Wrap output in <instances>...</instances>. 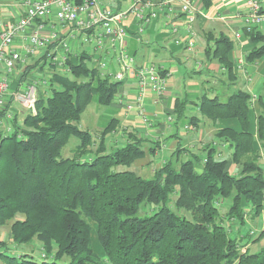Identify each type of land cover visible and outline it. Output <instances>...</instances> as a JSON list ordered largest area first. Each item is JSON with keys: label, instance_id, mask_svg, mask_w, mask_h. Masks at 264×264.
Returning <instances> with one entry per match:
<instances>
[{"label": "trees", "instance_id": "1", "mask_svg": "<svg viewBox=\"0 0 264 264\" xmlns=\"http://www.w3.org/2000/svg\"><path fill=\"white\" fill-rule=\"evenodd\" d=\"M262 29H242L252 43L247 62L264 55ZM205 42L206 58L219 60L222 73L235 78L229 56L233 39L210 32ZM75 56L67 59L69 74L54 71L41 78L46 83L38 85L35 112L24 110L20 124L14 115L13 130H0V226L9 223L15 246L37 240L45 254L37 259L28 250L15 252L0 239L1 263L264 264V250L250 251L234 233H240L246 215L257 216L264 206V96L258 97L256 138L249 129L250 92L225 87L212 96L204 92L196 106L208 125L230 119L239 124L215 129L229 154L211 144L198 151L179 144L146 177L130 166L157 141L132 129L123 132L124 142L110 145V135L119 129L117 117L94 133L80 126L93 97L99 105H111L121 82L102 75L85 51ZM32 67L25 65L26 74ZM183 105L176 100L174 124L185 116ZM72 137L77 143L63 155ZM148 149L154 152L155 146ZM233 223L239 227L235 231ZM94 226L103 255L92 245Z\"/></svg>", "mask_w": 264, "mask_h": 264}, {"label": "crops", "instance_id": "2", "mask_svg": "<svg viewBox=\"0 0 264 264\" xmlns=\"http://www.w3.org/2000/svg\"><path fill=\"white\" fill-rule=\"evenodd\" d=\"M100 1V0H99ZM104 1V0H102ZM130 1V0H129ZM129 1H125L124 4H120V2L117 1V3L113 4L110 2L104 3L105 5H109L113 7L115 10H123L127 8V4ZM133 0H131L132 2ZM156 1V0H155ZM195 6L197 7V17L194 22V29L196 31V44L193 50H188L186 46L184 45L185 40V30L183 26H181V20L182 16L181 12L179 10L178 5H175L172 9H159L158 8V16L146 24L143 31L140 32V23L136 21L132 16H127L125 18V25L127 27V36L125 38L126 45L129 50V52L132 54L134 61L136 63H143V62H151L155 64L156 66H159L163 68L164 70L168 71L169 75L167 77V85L166 89L164 90V93L159 98L157 103L152 102V95L151 93L147 95V98L145 99V107H153L154 110L151 111L150 115L152 119L150 122L153 124V126L148 127L145 123H143L136 115L135 112L126 113L124 107H123V101H125L127 98H132L133 93L135 91L134 84L130 82H121L119 84V88L117 93H120V95H123V97H126L122 99V103H118V99H114L113 105L118 106L121 108L123 113L127 116L125 117V127L122 125L120 114L118 112V107H115L114 110H111L110 113L112 114L111 117H117L119 119V125L122 127L123 130H117L116 132H113L109 139L111 141L110 145H113L114 140H117L119 142L125 141V135L123 132L134 130L133 132L137 133L138 136L141 138L147 140V138H151L154 141H157L155 143H152L155 146V150L153 153L157 154L156 158L154 160H148V159H138L134 163L139 165V167H144V164L150 163L152 164L151 169L153 167L158 166L160 163L164 162V160L169 156V154L176 149V147L181 144L182 147L185 149H188L190 151H198V149H201L205 147L207 144H211L212 146H216L218 151H220L221 155H228L229 149L226 143L219 142L217 137L215 136L214 132L215 129L224 126L226 124L238 127L239 124L237 120L230 119V120H221L217 122L214 125H208L207 118H204L202 115H198L196 118H194L193 122L197 123L194 124L191 121V116L195 115V113L198 111V107L195 106L194 110H191L189 116H184L182 121L183 125V133L180 135L178 134L177 130L167 133V129H171L173 125H176L178 123L174 124L173 116L175 114L172 113V110L168 111L163 109V105L168 106H175L176 100L180 99V94L177 91H174L173 93H170L169 91H172L174 89V84L172 80H170L169 76L172 74H175L179 71L178 65L182 64L185 65L188 61L192 59L194 61L193 68L201 70V72H204L206 70L205 67L200 66V63L203 61L202 56L198 52L199 44H202L203 49L205 48V37L208 36L210 32H214V34L219 32H224L225 34L229 35L233 41H234V47L232 51L230 52V59L232 60V72L236 74L235 78L229 77L226 73V77L222 80H224L221 84L224 85L229 90L237 89V88H243L246 91L250 92L252 104L249 109V129L254 134V136L257 138V115L259 112V101L258 97L264 96V62L259 64V61L256 60L254 62H247L246 61V52L251 47L252 43L248 40V37H246L244 34H242L241 38L239 40L235 39L233 35V30L237 29L240 24L236 22L233 18V14L237 11L241 10L244 6L245 0H210L209 5H206L202 0H193ZM0 5H3L5 8H2L3 11L0 12L1 21L0 24L15 19L18 15L17 7L15 5V2L13 0H0ZM12 6L14 10L8 9V7ZM126 6V7H125ZM180 17V18H179ZM46 22L45 30H49L51 28V25H55V27L58 26V22L54 20L53 16H50ZM178 24V31L177 34L174 35V33H171L169 31V27L173 24ZM264 29V26L261 27ZM181 36L182 41L179 43H176L174 41L175 36ZM68 43L70 44V49L73 50L72 53H70V57L72 59H76L75 54L77 52L84 51V49H88L89 46L83 47L84 45L79 41V39H68ZM16 47L19 45L16 44ZM86 49V51H88ZM62 51L56 41H51L46 45L44 49L39 50L37 53L30 55L27 58V63L29 65H32V70L37 69L38 72L42 71V77H36L31 76L32 72H28L26 74L27 70L24 69V67L18 66L14 70V75L11 80V88L9 93L6 95L7 98V107L8 109H12L13 116L17 115V111L14 108L16 103L13 99V90L17 88H21L27 81L30 82L32 80H41L43 77L50 76L52 74V67L50 66V69L43 72L42 67L46 63V56H44L46 51ZM90 46V56L93 61V58H95L98 54H96L94 51H92ZM101 57H103L107 63L110 71H114L116 68V62L114 59V53L111 49H108L102 54L100 53ZM205 56V55H204ZM205 59H207L205 57ZM171 61L169 66H165L163 62ZM174 61V62H172ZM94 65V64H93ZM239 68L243 69L246 75V81L244 82V85H241L240 82L237 80V76L239 74ZM33 70V71H34ZM197 70V71H198ZM223 72V70H221ZM225 72V70H224ZM258 76V78H256ZM253 80L254 84L250 86L249 82ZM219 83L218 81H215L216 84ZM20 85V86H19ZM166 91V92H165ZM175 96V100L173 101V96ZM184 100V99H183ZM101 116V115H100ZM103 120H105V115L103 114ZM124 116V115H123ZM172 117V120H168V117ZM109 116L108 120L111 118ZM99 123V120L97 121ZM94 127H98L99 124H97ZM103 123V122H101ZM101 125V124H100ZM105 126V125H104ZM102 126V127H104ZM125 128V129H124ZM254 144L256 147H259V143L257 139H255ZM151 144V145H152ZM116 145V144H115ZM150 144L146 145V148L148 149ZM149 150V149H148ZM152 150L150 149L149 152ZM261 151L263 152V149L261 148ZM162 153V154H159ZM185 155V154H184ZM141 160V161H140ZM155 164V165H153ZM146 166V165H145ZM257 220V221H256ZM255 222H258L259 228H257L255 231L253 229L249 230L253 232L251 235L252 237L249 240H246V237L241 231L242 226L239 228L238 224L233 223V229L240 231L234 232L236 234H239L241 239V242L246 241L247 248L252 246V242L255 239V237L258 238L257 232H260L264 227V206L261 210V213L257 216L250 217L249 215L245 216V224H253ZM260 230V231H259ZM17 246V245H16ZM13 246V248L17 249L14 251H24L27 250V248H24L22 246ZM260 250V249H259ZM261 250H264V248H261ZM19 252V251H18ZM1 263V261H0ZM2 264V263H1Z\"/></svg>", "mask_w": 264, "mask_h": 264}, {"label": "built area", "instance_id": "3", "mask_svg": "<svg viewBox=\"0 0 264 264\" xmlns=\"http://www.w3.org/2000/svg\"><path fill=\"white\" fill-rule=\"evenodd\" d=\"M18 15L15 19L0 24V111L7 105L6 95L11 88V80L14 70L25 67L27 58L45 48L51 41H56L62 50L45 54L50 56L49 65L52 72L69 74L70 67L67 59L73 50L68 39H79L86 51L98 54L94 60L102 75L108 74L114 80L120 82H132L135 87L132 98L123 101V107L127 113L135 112V115L143 122L149 123L152 117L146 113L145 99L151 93L152 102L157 103L164 93L167 85L168 71L151 62L136 63L126 45L127 27L125 18L132 16L140 23V32L143 31L149 21L158 16L159 9H172L178 5L181 12V26L185 30L184 45L188 50H193L196 44V31L194 22L197 17V7L193 0H133L123 10H115L99 0H16ZM53 16L58 26L51 25L45 30L47 19ZM180 18V17H179ZM234 20L240 24L233 30L235 39L239 40L243 34L242 29H250L264 26V0H245L241 10L233 14ZM178 24L169 27V31L177 34ZM181 36H175L174 41H182ZM19 46L16 47L15 45ZM108 49L114 53L116 68L110 71L107 61L101 57ZM71 58V57H70ZM39 83L45 84V80H32L26 82L21 88L13 90V99L23 110L35 112ZM20 86V85H19ZM123 95L118 93L115 99L122 103ZM13 111L4 109L0 115V130L10 132L12 126ZM170 120V117H168ZM253 232L250 231V234ZM42 256H45L41 252Z\"/></svg>", "mask_w": 264, "mask_h": 264}, {"label": "rangeland", "instance_id": "4", "mask_svg": "<svg viewBox=\"0 0 264 264\" xmlns=\"http://www.w3.org/2000/svg\"><path fill=\"white\" fill-rule=\"evenodd\" d=\"M117 1L120 2V4H124L125 1H129V0H104V1L100 0L101 3L102 2H104V3L110 2L113 4L114 3L116 4ZM13 2H16V0H13ZM131 3L132 2L130 0L126 6L129 7V5ZM125 4H126V2H125ZM2 8H5V7L3 5H0V12L3 11ZM8 9L14 10V8L12 6L8 7ZM1 19L2 18L0 16V21H1ZM262 30L264 32V29H262ZM83 47L86 48L85 45ZM42 49H44V48H42ZM198 52L203 58V61L200 63V66H203L206 68V70L204 72H198L197 71L198 69H194L193 68L194 61H192V59H191L185 65L179 64L178 65L179 71L177 73L169 76L170 77L169 79L172 80V82L174 84V89L172 91H169V92L173 93L174 91H177L180 94V96H179L180 99L181 100L184 99V105H183L184 110L183 111H184V115H186V116H189V114H191L190 111L194 110L195 106L198 105L202 101V94L204 92H206L209 96H212L217 91H220V87H225L224 85L218 84V83L212 84V83H215V81H217L218 79H224L226 77V74H225L226 72H224V73L221 72L222 63L217 59H212V60L205 59L206 56H204L205 53H204V49H203L201 43L199 44ZM59 53H60V51H57V54H59ZM49 61H50V56L46 55V63L43 65V67L41 69V70H43L44 73L50 69ZM258 61H259V64L263 63L264 62V55L262 57H260L258 59ZM172 62H174V61H172ZM92 63L94 64V60L92 61ZM170 63H171V61L163 62V64L165 66H169ZM33 70H31V72H32V74H30L31 76L42 77V73H41L42 71L38 72L37 69H35L34 71ZM243 72H244V70L239 68V74L237 76V80H238V82L241 83V85H244V82L246 81V75H245V73L242 74ZM256 78H258V76ZM254 82H253V80H251L249 82L250 86H252L254 84ZM225 89H226V87H225ZM172 96H173V101H174L176 95H172ZM115 107H118V106L113 105V104L108 105V106L99 105L98 103H96L95 98L93 97V99L90 101V103L87 105L86 109L83 111V113L81 115V119H80V123H79L80 126L82 128H86V129L90 130L93 133H94V130L98 131V129H101L102 126L106 125L109 116L110 117L112 116L110 111L114 110ZM163 107H164L163 109L168 110V111L174 109L173 103H172V106L163 105ZM14 108L18 112L16 115V120H17L18 124H20L22 117H23V113H24L23 107H21L18 103H16ZM152 110H154L153 107H149V108L147 107L146 113L150 114ZM118 112L121 116L120 119H121L122 125L125 127L124 122H125V117H127V116L123 113V111L119 107H118ZM126 113H127V111H126ZM103 114L106 117L105 120H103V116H102ZM195 115H197V116L201 115L200 111H197L195 113ZM182 119H183V117H180L178 119V123L176 125H173L171 129H167V133L169 134L170 132H173L176 130H177L179 135L181 133H183L184 129H183L182 121H181ZM98 120H99V123H97ZM101 122H103V123H101ZM96 123L99 124L98 127H94L96 125ZM118 128H119V130H123L122 127H120V125L118 126ZM76 143H77V139L75 137L70 138V140L68 141V143L64 146V148L62 150L63 155H68L69 152L71 151V148L74 147ZM145 149H146V152H145L143 158L148 159V160L149 159L154 160L156 158L157 154H155L153 152H149V150H147V148H145ZM159 154H162V153H159ZM135 163H133L130 166L131 169H133L135 172L141 174L142 176H146V177L151 176L152 171H153V169H151L152 164L146 163V164H144V167H139V165H137ZM153 165H155V164H153ZM155 167H156V165H155ZM155 167H153V168H155ZM233 169L234 168L231 166L230 172H233ZM241 226H242L241 231L243 234H247V232H249L250 229H253V231H255L257 228H259L258 222H255L253 224H251V223L250 224H245V223L243 224L242 223ZM94 231H95V226L93 227V230L91 233L92 245H93L94 251L100 255H103V251H102V249H101V247L97 241L96 234ZM258 233L259 232H257V236H258ZM0 239H3L5 242H7L5 244L8 246H10V245L12 247L15 246V244L12 242L11 238H9V223L0 226ZM252 243H253L252 246L249 247L250 251H257L261 248H264V233L259 235L258 238L256 240H254ZM22 247L27 248L29 253L32 252L33 257H35L37 259L41 258L40 257L41 246L37 240H33L28 245H24V246L22 245ZM13 250H17V249L13 248ZM18 251L20 252V250H18Z\"/></svg>", "mask_w": 264, "mask_h": 264}]
</instances>
